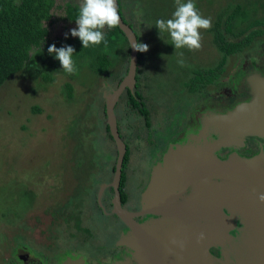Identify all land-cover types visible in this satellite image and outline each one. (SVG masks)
<instances>
[{
  "label": "rangeland",
  "instance_id": "1",
  "mask_svg": "<svg viewBox=\"0 0 264 264\" xmlns=\"http://www.w3.org/2000/svg\"><path fill=\"white\" fill-rule=\"evenodd\" d=\"M236 1L241 2V9L250 21L253 15L258 16L260 26L259 16L264 15V2L258 0L255 12H251L247 0ZM195 3L202 16L211 18L212 22L217 21L222 7L228 6L227 9L232 10L236 7L233 0H195ZM176 6L175 0H127L123 3L126 17L133 21L138 42L148 45V50L142 52L140 87L152 117V125L145 126L143 117L125 107L121 97L117 101L121 115L124 114L122 132L130 138V165L135 169L128 183L132 187L137 182L140 160L148 150H154L150 147H160L170 135L164 128L169 117L182 121L196 106V101L206 95L205 99L210 100L214 94L213 82H208L204 91L199 88L193 92H187L184 84L195 73L217 69L222 53L213 44L209 29L200 30L202 47L193 51L186 47L175 49L170 35L164 32L161 38L155 26L157 19L171 18ZM237 18L233 15V26ZM73 28L76 27L54 23L51 38L71 33ZM262 37L256 38V43L262 41ZM245 53L227 59L225 70L219 76L222 83L228 78L233 83L228 74L243 61ZM54 77L55 82L44 85L19 72L0 86V264H15V249L25 244L23 237L27 238L21 233L24 227L34 225L40 218L46 226L52 220L49 210L67 207L64 211H69L74 207L73 202L80 204L76 212L81 213L82 222L89 230L76 231V238L86 237L92 242L78 246L77 251L86 256L109 253L106 247L109 243L99 250L93 248L94 243L105 242L103 225L114 222V219L91 211L90 196L85 189L79 191L80 200L71 199L69 202L68 197L78 193L77 186L82 184L80 176L93 178L98 175L96 164L107 158L106 153L97 152L99 144H110L113 152V142L102 130L105 120L102 105L105 101L103 94L116 87L115 80L91 74L84 63L73 74L65 72L61 66ZM65 81L71 82L74 88L73 99L69 101L62 90ZM33 106L41 111L32 112ZM77 162L88 164L81 166L80 172L76 169L77 164H71ZM27 243L35 248L39 245L35 238H28Z\"/></svg>",
  "mask_w": 264,
  "mask_h": 264
},
{
  "label": "water",
  "instance_id": "2",
  "mask_svg": "<svg viewBox=\"0 0 264 264\" xmlns=\"http://www.w3.org/2000/svg\"><path fill=\"white\" fill-rule=\"evenodd\" d=\"M116 4L118 9V0ZM118 26L130 46L128 69L116 87L103 94L106 122L117 151L110 183L114 190L111 213L128 226L118 244L130 248L137 264H264V200L260 199L264 168L258 157L221 159L216 155L221 148L242 144L247 135L264 138V76L254 73L247 78L248 101L224 113L197 114L198 130L168 147L152 167L139 209L131 212L121 206L118 188L127 146L118 130L115 104L125 89L133 91L136 86L138 50L133 45L138 40L121 16ZM104 187L97 194L102 208ZM147 214L157 217L135 220ZM233 219L242 224L237 244L224 251L222 258L213 257L211 245L232 239L228 230L234 227Z\"/></svg>",
  "mask_w": 264,
  "mask_h": 264
},
{
  "label": "flooded vegetation",
  "instance_id": "3",
  "mask_svg": "<svg viewBox=\"0 0 264 264\" xmlns=\"http://www.w3.org/2000/svg\"><path fill=\"white\" fill-rule=\"evenodd\" d=\"M261 1L264 2V0ZM246 3L248 9L251 12H255L256 7L258 6V0H247ZM252 18H258V16L253 15ZM259 19L261 20L260 34L255 35L244 47L242 52H246L245 58L239 63V67H235L234 69H232L233 72H229L228 74L233 79V83L231 84V80L229 78L226 80V83H222V81L219 80L220 77L218 76L213 81L214 94L210 100L205 99L207 97L206 95V97L196 101V106L192 110H190L188 114H186L187 117L183 118L182 121L177 122L175 119L169 117L170 119L166 122L164 128L166 130V133L170 135L166 137L165 141L160 147H150V149L154 150H148L146 155L140 160L138 175H136L137 182L135 186L132 187L128 183V180L131 177L133 170L135 169L130 165V159L125 168H123L122 165L121 179L122 174L124 176V184L122 186V189L127 195L126 201H122L120 196L121 206L123 208L131 212L137 211L139 209L141 193L149 181L152 167L162 159L163 154L169 146L184 142L190 135L198 130L199 122L196 116L199 112L214 111L216 113H224L229 109H232L237 103L248 101L250 99V88L247 82V78L254 73H259L260 75L264 76V37H262L264 36V15L259 16ZM255 28V26H251L244 35H250V33ZM260 37H262V41L258 40V43H256L255 39ZM106 86L110 85L106 83ZM118 105V103L115 104V114L118 123V130L121 138L125 141L126 144L129 145L130 138L126 137V135L122 132V118L124 114L121 115L119 111L120 105ZM154 129L156 128H153L152 130ZM155 142L156 140L154 141V143ZM106 146H108V148ZM109 147L110 144L106 143L104 145L99 144L98 148L107 155L111 151V147ZM216 155L221 159H227L233 155H238L246 158L258 157V162H261V166L264 168V138L257 135H247L244 138L242 144L221 148L216 151ZM101 161V163L96 164L95 168L96 172H98V175L93 178H85L83 176H80V181L82 182V184H79L77 186L78 193L76 195H72L73 197L68 198L69 202L71 201V198H79L77 200H80V190L85 189L86 193H88L89 196H91V194H93L95 191L96 201L100 206L97 200V194L99 188L102 185H105L101 196V203L103 205V208L101 206L100 208L102 211V215L114 219V222L103 225L104 227L102 226V230L104 231L102 232L105 242L101 244L94 243L93 249H102L105 244L109 243L106 246L107 249H109V253L102 256H98L94 253L92 255L86 256L77 251L78 246L86 245L87 243H89L88 245H90L92 242L87 240L86 237L76 238V231L81 233L89 232V230L82 222L83 219L81 213L76 212L78 204H76V202H73V206L75 208L70 207L71 209L69 211H64L68 209L67 207H56L55 210H49V217L52 218V220L50 221V223H47L46 226H44V223H42V220L40 218L39 222H37L36 220L34 225L28 224V226L22 229L21 233L23 232V234L27 238L25 239L23 237L25 244H20L18 246V249H15V252L17 253L15 264H137L131 254L130 248L125 245L118 244L119 237L128 231V226H126V224L123 223L115 214L111 213L114 190L110 183L113 180L115 162L113 167V162L111 161V158L109 156L108 158H106L105 162H103V160ZM71 164H77L76 169L81 172L80 167H83L88 163L82 164V162H77ZM94 172L92 173V175L94 174ZM81 185H83V188L80 189ZM93 186H95L94 189ZM119 187L120 182L118 188ZM189 191L190 189L186 191V194H188ZM78 206H80V204ZM91 211L95 213L97 212L92 209ZM65 214H68V216H65ZM153 217L157 216L151 214H147L144 216H135V220L137 222H144ZM60 220L62 222H60ZM233 224L234 227L228 230V232L232 236V239L230 241L226 240L224 244H215L209 247V251L213 257H216L218 259L222 258L224 251L232 250V245L237 244L240 237L242 224L240 223L239 219H233ZM33 231H35L36 234H33ZM63 232L66 233L63 234ZM28 238L37 239L39 245H37L36 248L28 246ZM230 255L232 256V254ZM98 257L101 258L97 259Z\"/></svg>",
  "mask_w": 264,
  "mask_h": 264
},
{
  "label": "trees",
  "instance_id": "4",
  "mask_svg": "<svg viewBox=\"0 0 264 264\" xmlns=\"http://www.w3.org/2000/svg\"><path fill=\"white\" fill-rule=\"evenodd\" d=\"M125 1L127 0H118L119 14L123 21L133 29L138 40L137 32L132 25L133 21L128 19L124 13L123 3ZM233 2L236 7L233 10L227 9L228 6L222 7L217 21H213L209 29L213 44L222 53L217 69L213 70L214 73L211 70H206L190 76L184 83L187 92H193L199 88L204 91L208 82H213L224 72L227 59L240 54L249 41L255 35L260 34L261 29L257 18H252L250 21V18L245 16V11L241 9V2L236 0ZM81 3L82 0H0V86L10 76L19 72L44 85L55 82L54 75L59 73L61 66L54 54L48 52V48L52 44H55L57 48L70 45L75 49L72 59L76 70L84 63L91 74L103 75L115 80V86L121 81L127 73L130 46L118 25L114 28L105 27L103 29L105 41L99 45H89L87 48H83L79 37H74L71 33L51 38V26L54 23L61 22L64 26L74 25L77 27L76 19ZM233 15L238 16L234 26L231 21ZM251 26L256 28L250 35L245 36V32ZM142 55L143 53L138 51L136 86L133 91L125 89L121 99L124 101L125 107L142 116L145 126L150 127L151 109L147 106L140 87ZM212 76H214L213 79ZM73 89V85L69 81H65L62 85V90L65 91L68 101L73 99ZM31 110L32 112L41 111L37 106H33ZM102 111L106 119L105 103L102 105ZM102 130L106 137L113 142L106 120H104ZM126 146L123 168L128 164L131 154L129 145L126 144ZM112 150L113 152L110 151L109 156L114 167L117 154L114 142ZM97 152H101V150L97 149ZM106 157L108 158V154ZM94 160L92 162H95ZM123 184L124 176L122 174L119 191L121 200L126 201L127 195L122 189ZM89 201L90 209L102 214L96 201L95 191L91 194Z\"/></svg>",
  "mask_w": 264,
  "mask_h": 264
},
{
  "label": "clouds",
  "instance_id": "5",
  "mask_svg": "<svg viewBox=\"0 0 264 264\" xmlns=\"http://www.w3.org/2000/svg\"><path fill=\"white\" fill-rule=\"evenodd\" d=\"M175 3L177 6L171 18L157 19L155 22L160 36L161 33H168L175 49L186 47L193 51L199 50L202 47L200 30L211 28V18L202 16L195 0H175ZM76 23L77 27L71 30V35L79 37L83 48L101 44L105 41L103 29L114 28L120 23L116 0H82ZM133 47L141 52L148 50V45L140 42L135 43ZM48 52L60 61L65 72L73 74L76 71L72 59L75 49L72 46L57 48L52 44ZM260 199L264 200V195Z\"/></svg>",
  "mask_w": 264,
  "mask_h": 264
}]
</instances>
